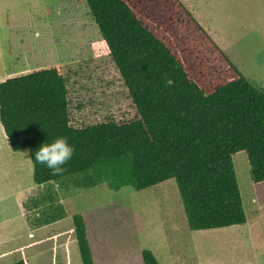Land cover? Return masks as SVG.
<instances>
[{"label":"trees","instance_id":"1","mask_svg":"<svg viewBox=\"0 0 264 264\" xmlns=\"http://www.w3.org/2000/svg\"><path fill=\"white\" fill-rule=\"evenodd\" d=\"M85 2L137 118L72 127L67 81L58 68L1 80L3 133L12 152L28 151L33 183L47 186L81 175L73 186L106 183L118 192L126 186L142 191L172 179L191 231L244 225L232 157L245 152L251 181L264 182V89L247 81L179 0ZM213 61L221 74L206 86L202 79L210 72L203 71ZM166 79L173 81L171 87ZM60 137L74 153L63 174L52 176L46 165L35 162V152ZM54 198L48 196L51 202L40 211L37 228L66 217ZM72 223L81 264H94L85 218L74 214ZM141 260L159 264L148 250Z\"/></svg>","mask_w":264,"mask_h":264},{"label":"rangeland","instance_id":"2","mask_svg":"<svg viewBox=\"0 0 264 264\" xmlns=\"http://www.w3.org/2000/svg\"><path fill=\"white\" fill-rule=\"evenodd\" d=\"M179 1L247 81L264 89V0ZM209 66L206 86L221 74L215 61ZM46 68L66 78L72 127L137 118L85 0H0V81ZM232 162L246 223L191 231L174 180L142 191L77 188L72 181L81 175L36 186L28 151L12 152L2 132L0 264H81L74 214L85 218L94 264H142L143 250L159 264H264V182L251 181L245 152ZM50 195L66 217L37 228Z\"/></svg>","mask_w":264,"mask_h":264},{"label":"clouds","instance_id":"3","mask_svg":"<svg viewBox=\"0 0 264 264\" xmlns=\"http://www.w3.org/2000/svg\"><path fill=\"white\" fill-rule=\"evenodd\" d=\"M173 81L166 79V86L171 87ZM5 132L4 125L0 122V133ZM6 134V133H5ZM74 148L68 144L67 138H56L52 143L43 144L35 152V162L46 165L52 176L62 175L65 165L73 156Z\"/></svg>","mask_w":264,"mask_h":264}]
</instances>
